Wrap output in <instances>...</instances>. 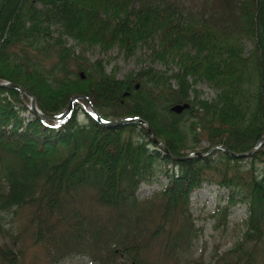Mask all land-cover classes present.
I'll return each mask as SVG.
<instances>
[{"label":"trees","instance_id":"obj_1","mask_svg":"<svg viewBox=\"0 0 264 264\" xmlns=\"http://www.w3.org/2000/svg\"><path fill=\"white\" fill-rule=\"evenodd\" d=\"M70 40L103 52L116 47L126 58L147 48L153 63L175 70L141 68L119 80L100 62L75 56ZM197 81L212 98L199 96ZM0 82L23 87L46 116L83 96L104 120L143 119L176 157L202 139L248 152L264 136V0L219 7L206 0L198 15L171 0H0ZM183 104L182 114L170 112ZM25 111L15 90L0 87V214L24 218L21 231L0 223L1 264H18L23 234L49 244L51 264L59 259L55 244L101 264H142L141 244H169L173 232L194 237L189 195L211 178L230 189V204L240 197L249 207L245 231L222 264H254L257 248L264 264V171L257 170L264 143L243 172L244 159L221 153L177 163L167 186L139 201V184L170 163L147 148L142 128L103 127L88 115L82 122L74 110L50 129Z\"/></svg>","mask_w":264,"mask_h":264},{"label":"rangeland","instance_id":"obj_2","mask_svg":"<svg viewBox=\"0 0 264 264\" xmlns=\"http://www.w3.org/2000/svg\"><path fill=\"white\" fill-rule=\"evenodd\" d=\"M176 4H179L182 8L186 10L187 13L192 15H198L202 12V8L205 5L206 0H173ZM216 6H221L224 0H212ZM68 46L74 48L75 56L81 54L83 58L88 60V64H95L100 62L103 66L105 73H114L116 78L122 80L124 76L130 72H137L141 68H153L155 70H175L172 64H168V69L159 63H153L151 61V52L146 48H140L137 53L130 58H126L122 51L118 48L113 47L110 50L103 52L98 47L86 48L85 46L79 47L74 46V44L69 41ZM250 49V45L246 44V51ZM54 63V56L46 63ZM152 63V64H151ZM194 89L197 91L201 98L210 99L213 97L214 92L212 89L202 81L194 82ZM79 121L85 120L83 115L78 114ZM108 119H113L109 117ZM259 141H257L258 143ZM256 143V144H257ZM255 144V145H256ZM208 143L202 139L196 147V151L200 149H205ZM246 168H242V172ZM258 171L264 170V163L258 165ZM215 177V176H214ZM217 178V177H215ZM214 179V178H213ZM160 183H165V178L163 175L158 177ZM218 181V178L216 179ZM159 182H153L151 184H143L139 190V198L143 199L150 196L153 192L157 191L160 186ZM227 190L221 189L215 185H202V188L195 191L190 198V212L194 217L196 226L200 231L196 232L194 235L195 239L193 244L188 248L189 257L192 259L202 258L206 262H210V257L214 255L216 258H221L225 252L233 245L236 240L237 224L245 218L246 206L240 203L231 209V214L228 217V224L226 227H220L216 223L215 215L212 212L218 202V200H223L227 197ZM14 218L13 215H9V221ZM22 218V213L18 214L15 221L20 222ZM161 219H158V223H161ZM22 227H19L21 229ZM163 237V235H162ZM161 237V239H162ZM21 247L24 248L25 254L22 261L26 264H51V262L46 260L44 250H46L49 244L40 246L33 245L27 234H23L20 238ZM62 244H55L54 250L58 247L59 253L55 255V258H60L57 260L56 264H94L87 256H77V253L71 251L69 256H65V253L61 251ZM143 247L140 252V260L142 264H184L191 261L175 260V258H180L178 254L172 256V250L169 249L167 252L163 250L164 244H141ZM56 252V251H55ZM175 257V258H174ZM190 262V263H189ZM187 264V263H185Z\"/></svg>","mask_w":264,"mask_h":264},{"label":"water","instance_id":"obj_3","mask_svg":"<svg viewBox=\"0 0 264 264\" xmlns=\"http://www.w3.org/2000/svg\"><path fill=\"white\" fill-rule=\"evenodd\" d=\"M8 88H11V89H17L21 94H26L27 95V93H26V91L24 90V89H22V88H20V87H17L16 85H8L7 86ZM78 99V97H75V98H72L71 99V101H70V104H69V106H68V108H67V110H66V112L58 119V121H60V120H65V119H67L69 116H70V114H71V111H72V104H73V102L74 101H76ZM86 102H87V104L89 105V103H88V101L86 100V99H84ZM186 106H183V107H175V108H173L172 109V111L173 112H176V113H180L181 111H182V109H184ZM31 109H32V113L34 114V115H36V116H38L39 118H41V119H48V120H52V121H56L57 119L56 118H46V117H43L42 115H40L37 111H36V108H35V101L33 100V98L31 99ZM90 109L92 110V112L94 113V115H95V120L98 122V123H100V124H102V125H105V126H116V125H124V124H128V123H139V124H144L145 125V127H146V132H147V134H148V136H149V138H150V140L153 142V143H156V144H158L159 146H160V148L164 151V153L166 154V155H168V156H170V154L168 153V150L166 149V147L163 145V144H161V143H158L153 137H152V135H151V132H150V129L148 128V126L142 121V120H120V121H114V122H110V123H107V124H105V123H102L101 122V120H100V118L96 115V113H95V111H94V109L90 106ZM264 141V137L257 143V145H256V147L254 148V150H253V152L256 150V148L258 147V146H260L261 145V143ZM215 149H218V148H215ZM225 152L229 155V156H231V157H236V156H234V154L233 153H231L230 151H228V150H225ZM195 156H197V157H204L205 155H203V154H201V153H196L195 154ZM238 157H241V156H238ZM170 158L171 159H173V157H171L170 156ZM175 160V159H174ZM184 160V159H183Z\"/></svg>","mask_w":264,"mask_h":264}]
</instances>
